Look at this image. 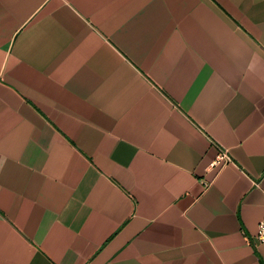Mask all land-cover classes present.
Masks as SVG:
<instances>
[{"label": "crops", "instance_id": "crops-1", "mask_svg": "<svg viewBox=\"0 0 264 264\" xmlns=\"http://www.w3.org/2000/svg\"><path fill=\"white\" fill-rule=\"evenodd\" d=\"M263 214L264 0H0V264H264Z\"/></svg>", "mask_w": 264, "mask_h": 264}, {"label": "built area", "instance_id": "built-area-1", "mask_svg": "<svg viewBox=\"0 0 264 264\" xmlns=\"http://www.w3.org/2000/svg\"><path fill=\"white\" fill-rule=\"evenodd\" d=\"M228 160H230V157L227 153V150L224 148H219L215 159L212 161V164L224 163L225 161ZM255 238L257 241L264 242V214L260 217V219L257 222Z\"/></svg>", "mask_w": 264, "mask_h": 264}]
</instances>
